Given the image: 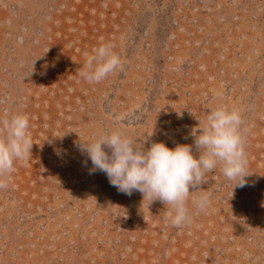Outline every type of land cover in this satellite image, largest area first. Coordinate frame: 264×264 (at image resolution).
<instances>
[{
	"label": "rangeland",
	"instance_id": "obj_1",
	"mask_svg": "<svg viewBox=\"0 0 264 264\" xmlns=\"http://www.w3.org/2000/svg\"><path fill=\"white\" fill-rule=\"evenodd\" d=\"M106 42L124 69L88 83ZM221 105L242 115L250 175L206 173L180 229L77 147L119 131L197 154L191 131ZM15 114L34 143L0 189V264H264V0H0V119Z\"/></svg>",
	"mask_w": 264,
	"mask_h": 264
},
{
	"label": "clouds",
	"instance_id": "obj_2",
	"mask_svg": "<svg viewBox=\"0 0 264 264\" xmlns=\"http://www.w3.org/2000/svg\"><path fill=\"white\" fill-rule=\"evenodd\" d=\"M113 47L111 42L101 43L85 54L79 75L86 82L99 83L117 70L123 71L124 64ZM243 123L238 109L221 105L210 110L191 131L197 154L187 143L169 147L154 141L145 148L144 142L137 145L119 131L106 132L91 142L79 137L77 147L90 159V171L103 172L119 192L129 196L140 192L148 207L157 200L167 205L166 221L180 229L191 222L187 207L190 192L205 183L206 173L219 166L224 177L234 181L233 189L246 186L250 174ZM29 127L26 114L0 119V189L8 186L15 164L32 155ZM209 199L210 194L204 193L193 202L202 210Z\"/></svg>",
	"mask_w": 264,
	"mask_h": 264
}]
</instances>
